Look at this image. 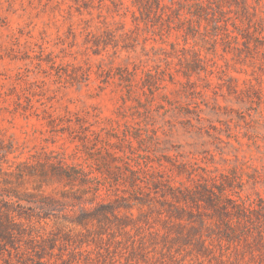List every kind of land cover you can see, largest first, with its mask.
Segmentation results:
<instances>
[{"label": "rangeland", "instance_id": "374dc122", "mask_svg": "<svg viewBox=\"0 0 264 264\" xmlns=\"http://www.w3.org/2000/svg\"><path fill=\"white\" fill-rule=\"evenodd\" d=\"M113 1L122 17L111 0H102L100 8L94 2L91 14L79 12L73 0H0V165L6 170L19 161L61 162L80 178L96 177L101 200L119 206L118 217L131 220L125 228L114 220L100 230L89 225L91 232L82 230L72 236L74 242H57L51 262L218 264L223 258L224 264H264L255 230L248 244L241 237L224 239L216 235L215 216L204 233L210 249L205 255L187 237L155 235L178 226L167 218L170 197L161 195L168 184L194 190L210 185L209 176L223 175L232 182L225 187L229 197L264 207V0H249L262 31L261 41L251 39L247 48L241 40L226 47L186 37L183 30L160 32L134 20L139 14L132 0ZM99 11L108 16L107 26L99 23ZM112 20L125 30L138 23V44L113 48L103 32L114 30ZM143 40L147 55L140 50ZM93 41L108 44L96 48ZM170 43L198 51L207 72L183 77L184 62ZM158 67L167 73L143 86L145 72L154 75ZM123 69L135 74L133 82L120 79ZM180 164L194 182H187L186 173L177 175ZM129 169L139 175L137 187L125 182ZM33 186L25 181L21 188ZM69 188L55 184L46 192ZM183 216L180 233L189 225ZM257 218L252 220L264 235V216ZM96 233H103L101 241ZM22 247L28 253L18 264H36L37 256L48 260V249L36 247L35 253Z\"/></svg>", "mask_w": 264, "mask_h": 264}, {"label": "trees", "instance_id": "16d2710c", "mask_svg": "<svg viewBox=\"0 0 264 264\" xmlns=\"http://www.w3.org/2000/svg\"><path fill=\"white\" fill-rule=\"evenodd\" d=\"M73 1L78 5L79 12L83 8L91 14L89 9L94 7V2H98V8H100L102 0ZM111 3L115 8V15L119 16L118 5L113 0ZM132 4L139 14V17H134V20H140L145 26H157L160 32L183 30L186 37H200L205 42H211L213 45L222 43L226 47L232 43L237 45L240 40L245 48L251 39L254 42L261 41L259 35L262 31L260 23L262 19L256 8L251 7L249 0H238V2L235 0H183V4H177V6L173 0H170V5H167L164 0H132ZM251 8L252 11H250ZM97 18L101 25H108L106 21L108 16L102 15L101 11L98 12ZM110 18L113 19L114 16L111 15ZM111 23L115 24L114 30L106 28L103 32L112 39L113 48L120 43L123 48L128 47L129 43L138 44L137 38L141 30L138 23L133 29L128 30H125L124 23L121 21L115 23L112 20ZM228 26H231L233 30L230 31ZM234 32L236 34H233ZM160 41L164 43L162 37ZM145 43L146 40H143L140 50L147 55ZM107 44L93 41V46L96 48L99 46L105 48ZM169 45L179 63L184 62L183 77L189 79L191 74L207 72V67L203 66L206 61L198 51L193 48L178 50L175 44ZM150 49L153 50L154 47ZM168 65L166 61V67ZM123 70L125 75L119 74L120 79L133 82L132 76L135 74L131 75L128 70ZM167 70V68L159 69L158 67L154 75L146 71V78L142 81L143 86L151 87L152 81L167 73ZM170 81H172V75ZM7 153L11 152L7 151ZM4 161L8 162L6 159ZM13 165V169V166H9L6 170L0 165V174L4 177L0 181V264H18V259L28 253L23 251L22 246H29L26 249H32L31 251L35 253L36 247L42 252L48 249L50 251L48 260L44 262V256H37L36 264H56V261L51 262L56 243L64 241L68 243L73 240L72 236L82 234V230L91 232L89 225L96 223L100 230L106 222L114 220L119 228L130 226L128 221L131 220L118 217L119 206L116 207L113 203H104L101 200L100 181L96 177L84 175L85 178H80V174L77 176L75 172L70 173L68 166L61 162L31 164L19 161L13 162ZM184 173L187 175V182H194L191 174L184 169L183 164H180L177 167V175ZM77 179L79 182L75 186L73 183ZM202 179L206 180L204 177ZM208 179L211 182L210 185L197 184L194 190L187 186L179 188L169 184L165 187L161 195L169 196L173 206L168 210L170 215L167 218L177 221L175 225L178 226L162 234L158 232L155 234L156 237L165 240L187 237L196 245V252L199 255H205L210 249L205 238L208 236L204 233L207 228H210L209 223L215 216L217 223L214 226L217 236L220 235L228 240H239L241 237L248 244L255 230L257 236L254 239L261 248H264V235L259 232L258 222L252 220L253 217L257 220V215L264 216V207L254 201L247 203L239 196L238 200L229 197L225 187H232V182L226 176H209ZM25 181L34 185L31 190L21 188ZM127 181L132 187H137L140 182L137 171L129 169V176L125 178V182ZM55 184L63 185V187L70 185L71 188L67 191L52 189L46 192L47 188ZM258 201L262 202L260 197ZM183 215L186 216L189 225L185 233H180L178 229L182 227L179 225L182 224ZM50 221L51 225H49ZM171 231L176 234L174 235ZM96 234L100 236L101 241L103 233ZM57 256L61 259V255ZM224 262L223 258L218 260V264H224Z\"/></svg>", "mask_w": 264, "mask_h": 264}]
</instances>
